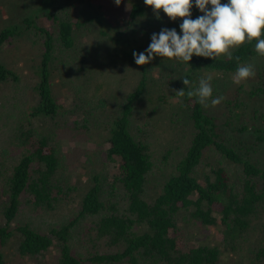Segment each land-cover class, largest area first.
<instances>
[{
  "label": "trees",
  "instance_id": "obj_1",
  "mask_svg": "<svg viewBox=\"0 0 264 264\" xmlns=\"http://www.w3.org/2000/svg\"><path fill=\"white\" fill-rule=\"evenodd\" d=\"M48 1L51 7L50 11L47 9L46 16L56 26L59 47L54 44V34L48 27L24 19L28 28L34 29L41 39L38 80L32 87L33 103L28 109L29 120H33L35 126L31 122L18 126L16 135L25 150L11 166L4 167L0 163V264H7L3 247L13 244L16 245L18 257L25 263L35 262L56 246L59 264H82V261L111 264H140V261H149L151 264H220L221 251L215 245H191L188 249L182 247L183 240L175 231L177 219L182 211L190 209L192 216L204 225H225L224 232L231 237L244 235L259 222L258 243L261 245L253 249L257 262L251 261V264H264V166L253 159V154L264 143V127L246 123L235 127L232 113L222 120L216 113H210L208 106L201 104L198 97H188L189 88L182 80L186 77L192 82V87H199L200 78H207L203 73L235 74L237 56L242 65L248 64L255 56L264 59V54L255 49L258 42L255 39H246L243 44L229 50L232 60L227 59V54L219 59L195 55L189 62L179 59L176 65L183 70L176 73V78L179 80V90H184V95H177L174 89L168 91L167 95L166 87L156 94L159 103L188 105L186 119L190 126L184 154L162 180L155 195L148 196L146 183L156 163V154L153 153L151 142L143 135L145 131H141L134 123L136 106L143 99L147 86L146 66H142L139 79L118 101L114 115L98 121L106 155L119 166L107 187L109 189L104 188L97 175L91 176L76 216L47 233L35 230L29 223L12 225L22 200L33 210L50 211L72 190L58 172L62 163L58 147L61 140L75 139L76 131L74 133L72 130L75 129L69 127H63L62 130L57 123L60 99L52 78L61 67L66 66L64 64L73 62L78 74L87 73V67L82 64L87 54L82 50L83 55L79 57V52L92 46L89 42L84 43L82 38L89 33L90 26L100 27L102 23L99 16L80 10V3L90 7L91 0ZM69 11L74 16H68ZM190 11L192 18L197 9L193 7ZM144 16V6L132 0L126 16L127 25L116 33L117 45L125 43L129 53L143 52L151 43L156 20L151 18L155 21H141ZM182 19L169 21L170 27L175 28L180 35ZM99 31L106 33L101 29ZM19 34L16 25L3 27L0 30V46ZM119 36L123 37L125 41L121 42L124 43H119ZM260 39H264V32ZM252 78L255 86L249 96L264 95V67L255 70ZM17 79L16 74L0 61V86ZM211 85L214 90L212 98H216L219 95L215 82L211 81ZM239 101L228 98L215 107L233 105V114L238 120L243 111L241 105H244L241 99ZM68 128L71 130L68 135H64L63 131ZM84 129L86 133L90 128L85 126ZM210 152L220 162L205 165L207 171L199 178L197 169ZM160 159L165 162V155L162 154ZM223 160L238 165L239 176L236 181L222 165ZM89 216H98L93 221L96 236L106 239L114 251L95 253L80 259L72 252L69 237L78 220ZM228 243L233 248V241Z\"/></svg>",
  "mask_w": 264,
  "mask_h": 264
},
{
  "label": "rangeland",
  "instance_id": "obj_2",
  "mask_svg": "<svg viewBox=\"0 0 264 264\" xmlns=\"http://www.w3.org/2000/svg\"><path fill=\"white\" fill-rule=\"evenodd\" d=\"M91 1L90 7L86 6V3H80V10L88 11L92 16H99L102 23L100 27L90 26L89 33L82 38L84 43L89 42L92 46L85 47L86 50L80 46L83 49L80 50L79 57H82L83 51L87 54L86 60L82 61V64L87 67V73L78 74L76 64L73 62L64 64L66 69L61 67L52 78V83L60 99L57 123L61 125L62 130L63 127H69L75 129L72 130L74 133L76 131L75 139L61 140L58 147L62 160L58 172L72 190L55 209L50 211L33 210L32 206L22 200L13 226L29 223L35 230L47 233L51 228H58L72 220L79 209L82 194L88 185L87 181L93 175H97L104 188L109 189L107 187L110 186L111 179L116 175L119 166L109 160L106 155V145L100 138L102 131L98 126V121L114 115L118 101L133 88L139 79L142 66H146L147 86L143 99L136 106L134 123L141 131H145L142 133L146 136L147 141L151 142L153 153L156 154V163L146 183L148 196H153L159 191L160 183L172 171L174 164L187 148L186 135L189 133L190 126L188 118L186 119L188 105L180 106V103L179 106L172 103L165 105L159 103L156 97L163 87H166L167 95L171 89L179 91V80L176 78V73L183 69L178 68L176 64L181 58L169 59L157 55L150 63L137 65L132 55L133 52L129 53L126 50L129 47L121 42L125 41L123 37L119 36V43H124L122 46L120 44L121 47L117 45L118 40L116 39V33L127 25L126 16L132 0H121L119 6L115 4L114 0ZM136 1H139L145 9V16L140 19L141 21L145 22L155 18L157 26L153 29V33H159L162 28L172 29L169 24L170 18L162 10H160L161 19L158 20L151 6H147L144 0ZM221 3L226 4L228 0H221ZM193 4H195V0H193ZM50 7L48 0H0V30L9 25H16L20 30L18 36L0 46V61L18 77L16 81H7L0 86V163L4 167L14 164L25 150L16 135L18 126L22 127L26 122H31L35 126V122L29 120L28 109L33 103L32 87L38 80L37 65L41 39L35 34L34 29L28 28L24 19H28L38 26L48 27L54 34V44L59 47L60 43L55 34L56 26L46 16L47 9ZM207 7L211 9V5ZM196 9L197 11L192 17L193 20L203 15L198 8ZM68 16L74 15L69 11ZM99 29L106 33H100ZM248 64L254 65L255 70H261L264 67V59L255 56ZM203 74L212 77L211 81L215 82L216 93L219 96H223L224 99L235 98L237 101L241 99L245 105V107L241 105L243 111L238 120L233 114L235 109L233 105L224 104L220 108H216L208 103L207 109L210 110V113H216L222 120L232 113L235 127L241 123L264 127V95L249 96V92L255 86L254 78L250 77L246 81L235 83L233 80L235 74ZM85 126L90 128L86 133L83 132ZM25 127H29V125ZM69 128L63 131L64 135H68L71 130ZM232 135L235 136V134ZM34 142L35 139L32 143ZM156 145L158 146L156 147ZM162 154L167 159L165 162L160 159ZM253 159L257 163H263L264 166V143L253 154ZM218 161L220 162L219 158L212 152L207 154L197 169V176L201 178L207 171L205 165H216ZM222 165L228 169L236 181L239 176L238 165L224 160ZM1 191L0 180V199ZM116 199L119 200L118 197ZM191 211L192 209L179 214L175 229L176 234L183 240L182 247L184 249H188L191 245H215L221 251L220 264L257 262L254 260L253 249L261 245L258 243L259 222L247 230L244 235L231 237L225 234V225L222 223H218L217 226L204 225L192 216ZM96 218L98 216L80 218L72 228L69 237L70 248L80 259L95 253L114 251V248L107 244L106 239L96 236L93 225ZM231 240L234 243L233 248L228 243ZM3 250L7 255V264L28 263L18 257L16 245L5 246ZM28 264H59L56 246L41 255L35 262L29 261ZM82 264L111 263L82 261ZM140 264L151 263L140 261Z\"/></svg>",
  "mask_w": 264,
  "mask_h": 264
},
{
  "label": "clouds",
  "instance_id": "obj_3",
  "mask_svg": "<svg viewBox=\"0 0 264 264\" xmlns=\"http://www.w3.org/2000/svg\"><path fill=\"white\" fill-rule=\"evenodd\" d=\"M119 6L121 0H114ZM151 6L156 19H161L160 10L172 21L183 18L180 24L182 35L175 28H162L159 33L151 35V43L143 52H133L137 65H146L158 55L163 58H181L189 62L193 55L205 58H222L227 54V59L232 60L230 48L241 45L248 40H257L255 49L264 54V39H260L264 32V0H228L222 4L221 0H144ZM211 5V9L207 6ZM198 8L203 15L196 19L191 18V9ZM237 64L233 77L235 83L246 81L255 76V66L242 65L240 57H235ZM188 97H198L199 102L208 106L219 105L223 96L213 97L212 77H201L199 87H192L188 78H182ZM183 96L184 90L176 92Z\"/></svg>",
  "mask_w": 264,
  "mask_h": 264
}]
</instances>
